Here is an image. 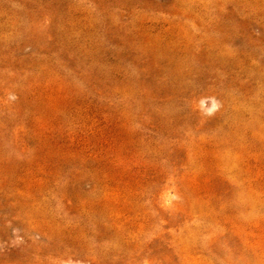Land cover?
Here are the masks:
<instances>
[{
    "label": "rangeland",
    "instance_id": "374dc122",
    "mask_svg": "<svg viewBox=\"0 0 264 264\" xmlns=\"http://www.w3.org/2000/svg\"><path fill=\"white\" fill-rule=\"evenodd\" d=\"M0 264H264V0H0Z\"/></svg>",
    "mask_w": 264,
    "mask_h": 264
}]
</instances>
